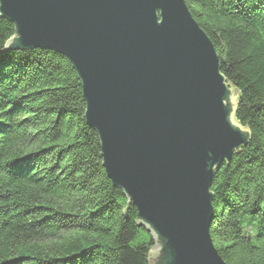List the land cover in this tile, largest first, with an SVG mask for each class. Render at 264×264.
<instances>
[{"label": "trees", "instance_id": "1", "mask_svg": "<svg viewBox=\"0 0 264 264\" xmlns=\"http://www.w3.org/2000/svg\"><path fill=\"white\" fill-rule=\"evenodd\" d=\"M238 92L248 144L216 172L209 232L228 264H264V0H186ZM0 14V264H150L153 236L102 165L78 72L51 48L5 49Z\"/></svg>", "mask_w": 264, "mask_h": 264}, {"label": "water", "instance_id": "2", "mask_svg": "<svg viewBox=\"0 0 264 264\" xmlns=\"http://www.w3.org/2000/svg\"><path fill=\"white\" fill-rule=\"evenodd\" d=\"M0 14L16 26L6 50L51 48L78 72L102 165L153 236L150 264H228L211 184L251 135L186 0H0Z\"/></svg>", "mask_w": 264, "mask_h": 264}, {"label": "rangeland", "instance_id": "3", "mask_svg": "<svg viewBox=\"0 0 264 264\" xmlns=\"http://www.w3.org/2000/svg\"><path fill=\"white\" fill-rule=\"evenodd\" d=\"M234 93V92H233ZM236 95H235V93L233 94V99L232 100H234V103H237V100H236Z\"/></svg>", "mask_w": 264, "mask_h": 264}]
</instances>
